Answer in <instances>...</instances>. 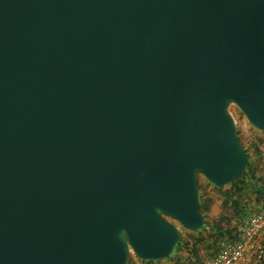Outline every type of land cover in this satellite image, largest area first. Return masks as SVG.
<instances>
[{
  "label": "water",
  "instance_id": "95a60500",
  "mask_svg": "<svg viewBox=\"0 0 264 264\" xmlns=\"http://www.w3.org/2000/svg\"><path fill=\"white\" fill-rule=\"evenodd\" d=\"M233 106L264 133V0H0V264L168 259Z\"/></svg>",
  "mask_w": 264,
  "mask_h": 264
},
{
  "label": "trees",
  "instance_id": "16d2710c",
  "mask_svg": "<svg viewBox=\"0 0 264 264\" xmlns=\"http://www.w3.org/2000/svg\"><path fill=\"white\" fill-rule=\"evenodd\" d=\"M255 158L249 155V165L245 172L235 182L221 190L224 196V206L232 210L231 215L220 216L211 223H206L205 218L211 209V199H203L199 187V208L204 218L203 228L197 233L199 237L192 239L181 238L174 253L168 258L173 262H190L201 264L211 259L227 242L237 238L238 230L248 218L264 209V177L260 174L259 159L261 154L255 145ZM208 230V231H207ZM205 233V235H203ZM205 259L201 258V252ZM182 254H177L181 253ZM155 264L156 262H142ZM130 264V262L128 263Z\"/></svg>",
  "mask_w": 264,
  "mask_h": 264
},
{
  "label": "rangeland",
  "instance_id": "374dc122",
  "mask_svg": "<svg viewBox=\"0 0 264 264\" xmlns=\"http://www.w3.org/2000/svg\"><path fill=\"white\" fill-rule=\"evenodd\" d=\"M230 112L236 121L237 130L240 135L241 142L244 148L248 151L249 155L255 158V148L254 146H258V150L261 154L259 159V169L260 174L264 177V133L258 131L248 124L244 115L236 108L231 107ZM199 187L200 193L203 195V199L207 197L211 199V209L210 212L207 213L205 222L211 223L212 221L218 219L220 216H227L232 214V210L228 209L224 206V196L221 190L215 189L211 184L207 183L204 177L199 176ZM225 189V188H224ZM223 190V189H222ZM181 236L184 239H192L194 237H199L197 233L199 232H189L185 229L180 228ZM208 231V230H207ZM205 235V233H203ZM177 254H182L177 253ZM201 258L204 260L205 253L201 252ZM130 264H143L141 260L137 259L135 256H131ZM173 261H169L168 259L160 262H156L155 264H173Z\"/></svg>",
  "mask_w": 264,
  "mask_h": 264
},
{
  "label": "built area",
  "instance_id": "2783aa9c",
  "mask_svg": "<svg viewBox=\"0 0 264 264\" xmlns=\"http://www.w3.org/2000/svg\"><path fill=\"white\" fill-rule=\"evenodd\" d=\"M264 233V209L252 214L241 226L233 242L224 243L219 252L201 264H264V243L258 237ZM173 264H198L174 262Z\"/></svg>",
  "mask_w": 264,
  "mask_h": 264
},
{
  "label": "crops",
  "instance_id": "0c3cea01",
  "mask_svg": "<svg viewBox=\"0 0 264 264\" xmlns=\"http://www.w3.org/2000/svg\"><path fill=\"white\" fill-rule=\"evenodd\" d=\"M257 240L264 243V233H262Z\"/></svg>",
  "mask_w": 264,
  "mask_h": 264
},
{
  "label": "flooded vegetation",
  "instance_id": "af4514ba",
  "mask_svg": "<svg viewBox=\"0 0 264 264\" xmlns=\"http://www.w3.org/2000/svg\"><path fill=\"white\" fill-rule=\"evenodd\" d=\"M238 134H239V132H238ZM239 137H240V135H239ZM241 140V139H240Z\"/></svg>",
  "mask_w": 264,
  "mask_h": 264
}]
</instances>
